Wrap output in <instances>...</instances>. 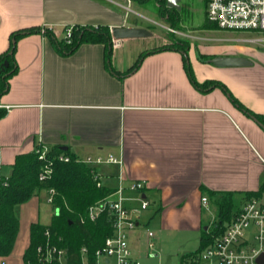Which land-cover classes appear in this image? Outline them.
I'll return each instance as SVG.
<instances>
[{
    "label": "crops",
    "instance_id": "1",
    "mask_svg": "<svg viewBox=\"0 0 264 264\" xmlns=\"http://www.w3.org/2000/svg\"><path fill=\"white\" fill-rule=\"evenodd\" d=\"M124 8L128 10L121 0H0V55L8 50L12 32L34 30L17 39L16 70L0 94V172L9 174L18 154L41 145L66 146L79 158L112 155L120 162L102 163L94 170L100 184L121 187L130 215L137 216L127 237H137L141 212L153 209L158 234L178 235L179 244L170 253L163 251L164 238L148 229L151 257L169 263L182 250L178 259L185 264L200 246L202 230H209L211 221L202 216L203 207L210 205L208 192L231 191L233 198L239 195V206L245 192L264 183V126L220 86L205 91L196 87L185 71L184 52L153 50L163 46L165 37L128 23ZM70 24L140 26L152 33L121 38L106 61L102 43L83 42L70 53L58 51L45 28L60 38ZM144 51L151 52L130 71ZM201 55L242 56L250 64L220 67ZM187 62L198 82L219 80L247 109L264 115V50L244 45L197 53L188 49ZM134 180L144 181L141 191L129 189ZM48 195L47 189H39L14 206L18 231L0 264H24L30 225L49 224L54 213ZM138 197L149 206L135 213ZM47 203L49 221L44 220ZM187 232L193 233L190 245L188 236L181 235ZM196 241L195 249L183 251Z\"/></svg>",
    "mask_w": 264,
    "mask_h": 264
},
{
    "label": "trees",
    "instance_id": "2",
    "mask_svg": "<svg viewBox=\"0 0 264 264\" xmlns=\"http://www.w3.org/2000/svg\"><path fill=\"white\" fill-rule=\"evenodd\" d=\"M144 2L146 0H133ZM205 1V5L207 0ZM157 10L161 17H165L173 27L177 24L175 9L167 7L164 3L158 4ZM202 23V28H216L217 25L207 18ZM218 28V27H217ZM64 27L62 28V31ZM33 29L18 30L11 33L10 45L6 52L0 55V63L7 60L8 66L3 70L0 66V94L8 87V78L16 70L13 61V52L17 39ZM45 33L50 37L59 52L66 54L75 50L81 43H102L105 47L106 61L111 54V34L108 25H73L71 40L64 42L63 35L57 38L52 30L45 28ZM188 43L184 46L163 45L159 48H175L184 52V68L190 81L200 90L205 91L210 86H220L241 110L252 116L260 125L264 126V115L254 113L239 102L219 80H206L203 83L195 79L193 70L187 62ZM152 51V50H151ZM151 51L142 52L136 59L130 71L135 69L141 59ZM109 66V62H106ZM4 111L0 109V116ZM36 146L32 151L20 153L15 157L11 172L4 183H0V256H7L13 249L18 231V218L14 214V206L28 200L39 189H52L51 203L54 208L49 224L38 222L30 225L29 243L25 248L22 258L24 264H41L37 256V246L50 243L64 248L68 263L80 262V249L86 248L88 257L92 260L96 249L100 248L107 236L113 233L111 216L104 208L95 220H90L88 209L90 206L113 193L115 188L100 184L93 175L94 167L82 162L77 155L69 149L59 146L48 147L46 160L38 158ZM68 156V160L58 159V155ZM48 164L49 172L43 178L39 177L43 166ZM210 206L213 207L216 220L209 226V230H202L198 252L210 238V233L220 232L224 224L231 220L234 214L233 192L209 191ZM264 193V183L257 191H247L244 197H257ZM206 224L208 222H205ZM48 229L50 236L46 237L44 231Z\"/></svg>",
    "mask_w": 264,
    "mask_h": 264
},
{
    "label": "built area",
    "instance_id": "3",
    "mask_svg": "<svg viewBox=\"0 0 264 264\" xmlns=\"http://www.w3.org/2000/svg\"><path fill=\"white\" fill-rule=\"evenodd\" d=\"M205 13L206 18L220 29L264 33V0H207ZM72 28V24L64 26L62 35L66 43L71 40ZM109 30L111 47L119 46L121 38L113 37L112 28ZM253 40L264 42V37ZM47 151L48 147L44 145L36 148L38 158L42 160H46ZM58 159L67 161L69 158L59 154ZM79 159L92 167L102 163L120 162L112 155L106 157L88 155ZM92 171L94 177L98 178L95 170ZM47 172L49 167L45 164L39 177L43 178ZM7 179L8 174L0 172V183H5ZM97 185H100L99 181ZM143 187V180H134L129 185V189L135 191H141ZM52 193V189H49L50 202ZM138 200L139 206L133 209L135 213L149 206L145 198L138 197ZM124 201L121 187H118L113 193L89 207L90 220H95L104 208L108 210L113 233L105 238L100 248L95 250L92 260L88 257L86 248L81 247L80 262L76 264H140L132 257L127 240V230L136 226L137 216L130 215V209ZM201 202L206 206V197L203 196ZM44 234L49 238L48 229ZM148 234L152 235V232L149 231ZM148 245L152 247L153 243L149 242ZM262 251H264V193L243 200L234 211L231 220L224 224L223 230L210 233V238L204 247L190 255L185 264H259L256 258ZM36 252L41 264H74L67 262L64 248L57 247L48 239L37 246Z\"/></svg>",
    "mask_w": 264,
    "mask_h": 264
},
{
    "label": "rangeland",
    "instance_id": "4",
    "mask_svg": "<svg viewBox=\"0 0 264 264\" xmlns=\"http://www.w3.org/2000/svg\"><path fill=\"white\" fill-rule=\"evenodd\" d=\"M126 7L123 10V13L126 14L127 22L147 26L151 31L156 34L162 35L165 37L166 42L163 45H177L184 46L188 43V49L194 50L196 53L202 51L203 48H208L210 50L217 49L221 46L227 45H244L255 50H264V43L259 41H248L243 39L258 37H264V33H257L253 31H243V30H226L220 28H202L201 25L206 20V5L204 0H179V9H175L177 24L171 26L170 22L165 17L159 15L157 6L158 4H165V0H146L144 2H136L133 0H121ZM166 5V4H165ZM159 40V39H158ZM261 44V45H260ZM202 57V55H201ZM211 57L204 56L202 59L209 60ZM211 63V62H210ZM240 199L239 195H234L233 205L234 209L238 206ZM139 206V202H137ZM45 206V221H49L50 217L48 216L47 208L50 207V203L44 204ZM54 211V209H53ZM202 216L206 221H211L209 225H212L215 220V213L213 207L210 205L203 207ZM157 215L153 213V209L144 210L140 214V225L136 229L135 233L137 237L128 236V241L130 244L136 243L137 247L133 248L130 246L132 256L139 261L140 264H181L178 259L179 254L183 253L182 250H179L176 256L172 257V262L164 263L158 262L157 257H151V252L153 248H149L147 245L146 232L148 229L153 230L155 236L159 235L161 238H164L162 242V250L167 252L174 251L172 248L177 247L179 240L177 237H171V235H166L165 233L158 234L157 224ZM134 233V234H135ZM182 236H188L189 245L191 242V236L193 233H182ZM152 237L151 240L156 242V238ZM174 238L175 241H171ZM173 242V243H172ZM172 243V244H171ZM198 241L195 242L194 246H187L190 251L197 247ZM181 247V246H180ZM23 262V261H22Z\"/></svg>",
    "mask_w": 264,
    "mask_h": 264
},
{
    "label": "water",
    "instance_id": "5",
    "mask_svg": "<svg viewBox=\"0 0 264 264\" xmlns=\"http://www.w3.org/2000/svg\"><path fill=\"white\" fill-rule=\"evenodd\" d=\"M179 0H165V4L169 8L179 9ZM112 36L115 38H134V37H144L151 35V31L145 27L140 26H114L111 30ZM212 64L216 66H240L250 64V61L242 56H221L216 55L211 57L209 60ZM8 66L7 60H3L1 63V69L3 70ZM61 149H66V146H61ZM256 262L259 264L264 263V251H262L256 258Z\"/></svg>",
    "mask_w": 264,
    "mask_h": 264
}]
</instances>
